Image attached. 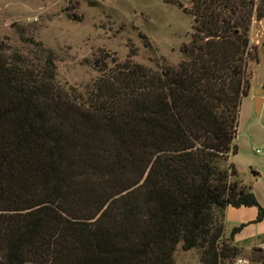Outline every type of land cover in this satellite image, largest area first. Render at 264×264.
Returning a JSON list of instances; mask_svg holds the SVG:
<instances>
[{"label":"trees","instance_id":"obj_1","mask_svg":"<svg viewBox=\"0 0 264 264\" xmlns=\"http://www.w3.org/2000/svg\"><path fill=\"white\" fill-rule=\"evenodd\" d=\"M193 19L176 65L98 62L85 86L56 56L0 38V264H201L240 256L228 207H256L231 157L264 0H164ZM149 45V42L147 43ZM254 262L264 251L254 248Z\"/></svg>","mask_w":264,"mask_h":264},{"label":"rangeland","instance_id":"obj_2","mask_svg":"<svg viewBox=\"0 0 264 264\" xmlns=\"http://www.w3.org/2000/svg\"><path fill=\"white\" fill-rule=\"evenodd\" d=\"M192 26L191 16L164 0H0V38L21 52L28 50L21 35L42 42L56 56L59 80L81 87L97 76L94 68L104 60L176 65L182 59L181 46L191 39ZM250 44L257 48L258 62L249 67L250 90L240 106L237 153L231 162L238 178L259 193L264 190V94L259 113L255 97L264 89V18L252 21ZM245 208L258 214L256 207ZM241 225L232 240L240 256L252 260L254 248L260 245L264 251V217L240 224L225 214L224 237L230 238ZM175 264L201 262L196 251L179 247Z\"/></svg>","mask_w":264,"mask_h":264},{"label":"crops","instance_id":"obj_3","mask_svg":"<svg viewBox=\"0 0 264 264\" xmlns=\"http://www.w3.org/2000/svg\"><path fill=\"white\" fill-rule=\"evenodd\" d=\"M258 91L259 90H257V92ZM263 94H264V89H263ZM261 110H262V104L259 108V112ZM253 191L255 193V196H256L258 202L264 206V190H262L259 193L254 189H253ZM225 214H226V217L228 220H231V221H234V222L240 223V224H242V222L253 220L255 218V216L257 217L256 210H254L252 208H245V207H242V208L228 207L225 211ZM256 248L262 249V247H260V245H258V247H256Z\"/></svg>","mask_w":264,"mask_h":264},{"label":"built area","instance_id":"obj_4","mask_svg":"<svg viewBox=\"0 0 264 264\" xmlns=\"http://www.w3.org/2000/svg\"><path fill=\"white\" fill-rule=\"evenodd\" d=\"M225 264H261V263L260 262H254L247 257L238 256L234 260H232L231 262H227Z\"/></svg>","mask_w":264,"mask_h":264},{"label":"water","instance_id":"obj_5","mask_svg":"<svg viewBox=\"0 0 264 264\" xmlns=\"http://www.w3.org/2000/svg\"><path fill=\"white\" fill-rule=\"evenodd\" d=\"M262 95H263V90H259L256 93V98H255V107H256V112L259 113V108L262 104Z\"/></svg>","mask_w":264,"mask_h":264}]
</instances>
